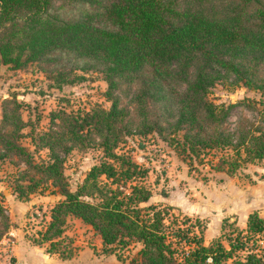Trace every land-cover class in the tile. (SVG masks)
<instances>
[{
	"label": "trees",
	"instance_id": "obj_1",
	"mask_svg": "<svg viewBox=\"0 0 264 264\" xmlns=\"http://www.w3.org/2000/svg\"><path fill=\"white\" fill-rule=\"evenodd\" d=\"M66 1L85 7L77 17L63 18L52 11L53 0H0L1 62L19 68L54 51L71 52L101 66L107 83L104 96L110 101L108 107L51 111L52 126L31 135L35 147L49 150L48 159L40 161L21 142L27 122L20 103L3 105L0 156L16 154L26 165L15 179L18 197L47 187L45 182L63 196L50 207V219L37 241L49 242L48 253L73 258L76 245L64 234L72 217L94 229L104 250L139 242L138 255L121 264H264V217L257 210L248 213L244 228L206 244L201 224H186L165 205L146 203L150 188L133 182L146 168L115 150L130 128L139 134L155 131L164 139L173 136L171 142L189 162L227 148L210 167L229 175L264 159V0ZM70 73L57 70L52 78L57 86L85 78ZM123 82L137 85L132 119L114 93ZM176 83L185 86L179 89ZM217 84L258 90L261 98L247 105L257 110L259 121L244 117L230 129L226 120L234 102L211 99ZM150 101L163 105L170 136L165 135L164 121L151 117ZM91 143L101 148L102 159L70 187L62 153ZM8 226L0 202V233Z\"/></svg>",
	"mask_w": 264,
	"mask_h": 264
},
{
	"label": "rangeland",
	"instance_id": "obj_2",
	"mask_svg": "<svg viewBox=\"0 0 264 264\" xmlns=\"http://www.w3.org/2000/svg\"><path fill=\"white\" fill-rule=\"evenodd\" d=\"M84 7L83 2L67 3L66 0H53L52 11L57 10L63 18H73L77 17ZM100 67L93 60H85L67 51H54L45 58L30 61L19 68L0 61V119L4 104L11 106L12 103L8 101L13 100L20 103L21 116L27 122L22 128L24 136L21 142L30 149L36 161L48 159L49 150L45 147H35L31 135L52 126L49 118L51 111L59 108L67 111H84L98 104L109 106L110 101L104 96L107 83ZM57 70H70L71 75L82 74L85 78L57 86V82L52 78ZM261 71L264 72V65ZM175 85L179 89L185 86L184 83ZM136 86L135 82H123L114 91L120 98L121 105L127 108L131 119L136 117L134 102L131 99ZM209 96L215 102H234L226 120V125L228 124L232 130L236 129L244 117L255 122L260 119L257 110L247 105V102H253L252 99L261 98L258 90L242 85L227 87L217 84L212 87ZM149 106L151 117L164 121L165 135L170 136V126L165 122L163 105L157 101H150ZM262 106L257 104L259 108ZM172 108L176 109V105ZM169 121H172V118H169ZM175 135L179 137L178 134ZM171 137L164 139L155 131L139 134L129 128L115 149L119 153L129 155L146 168L143 176L133 180L150 188L152 194L146 203L157 204L159 207L165 205L169 212L177 213L180 219H185L186 224H201L203 237L205 228L210 223L212 233L217 230L215 235L206 234L210 240L216 237L223 238V234L235 228H244L246 223L241 224L242 221L239 219L243 218L247 211L249 213L251 210H257L259 213L258 208L259 205H263L261 203L263 200L257 199L258 203L242 207L239 201L240 191L245 192L246 189L248 200L252 201L250 196L254 194L244 184L252 185L256 179L262 177L264 160L249 163L240 167L236 174L229 175L225 171L210 167V163L217 162L220 155L227 153V148H218L203 155L200 162L197 158L189 162L188 157L178 152L177 144L175 141L171 142ZM102 155L101 148L92 143L76 146L69 152L62 153L63 171L70 187L81 183L87 171L93 164L99 163ZM25 167V163L16 154L0 156V202L9 217L7 230L0 233V264H15L17 260L14 256L15 251L22 246L36 247L37 250L42 249L48 253L46 248L49 242L44 240L39 243L37 239L50 219V207L63 197L57 187L49 182L44 184L47 187L40 188L25 198L18 197L14 190L15 179ZM125 188L129 190V184H126ZM256 188L261 189L257 186ZM85 198L93 199L89 196ZM260 213L264 217V212ZM67 223L68 227L64 234L73 238V244L76 245L73 258L86 246L87 253L83 252L80 260L82 264H121L138 255L140 243L137 241L127 245L114 244L110 251L104 250L100 244V236L90 225L72 217ZM209 241L205 243L208 244ZM48 254L56 257L58 261L67 260L61 258L58 253ZM6 261L9 263H5Z\"/></svg>",
	"mask_w": 264,
	"mask_h": 264
},
{
	"label": "crops",
	"instance_id": "obj_3",
	"mask_svg": "<svg viewBox=\"0 0 264 264\" xmlns=\"http://www.w3.org/2000/svg\"><path fill=\"white\" fill-rule=\"evenodd\" d=\"M244 185L246 186V188L248 187L251 189L252 194H254V196H250L252 199V201H250V200H248L249 195L248 194L246 195V189L244 190L245 192L240 191L239 201L242 204V207L243 206L246 207L249 204H252L255 202L258 203L257 199H261V200H263V202H261L263 205H259L260 207L258 209H259V213L261 211L264 212V208H263V206H264V166H263V175L261 178L256 179V182L252 185L251 184H244ZM256 186L261 187V189L256 188ZM247 215H248V211L243 214V218L239 219L240 221H242L241 224L246 223ZM75 220H79L80 222L84 223L79 218H75ZM84 224H86V223H84ZM211 230H212V225L210 226V223H208L207 227L205 228V232H204V238H205L204 242H208L210 240V238L208 236L209 234H211V235L217 234L216 229H215L216 232H213V233ZM207 233H208V235L206 236ZM100 244L102 245L101 241H100ZM84 248L85 249L82 248L80 250V253L78 254L77 257L67 259V260L60 259V261H58L56 259V257L54 258L53 255H50V254L44 252L42 249L37 250L36 247L22 246L19 248V250L17 249L15 251L14 256L17 258L15 264H55L56 261L58 262V264L59 263L60 264H82V262L80 261L82 259V254H83V252L87 253L86 246Z\"/></svg>",
	"mask_w": 264,
	"mask_h": 264
},
{
	"label": "built area",
	"instance_id": "obj_4",
	"mask_svg": "<svg viewBox=\"0 0 264 264\" xmlns=\"http://www.w3.org/2000/svg\"><path fill=\"white\" fill-rule=\"evenodd\" d=\"M5 263H9V262L6 261Z\"/></svg>",
	"mask_w": 264,
	"mask_h": 264
}]
</instances>
